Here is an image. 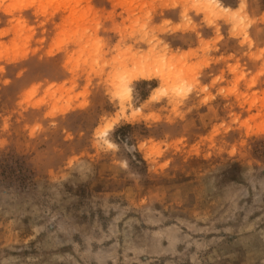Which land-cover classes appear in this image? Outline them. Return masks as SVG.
I'll list each match as a JSON object with an SVG mask.
<instances>
[{
    "label": "rangeland",
    "instance_id": "rangeland-1",
    "mask_svg": "<svg viewBox=\"0 0 264 264\" xmlns=\"http://www.w3.org/2000/svg\"><path fill=\"white\" fill-rule=\"evenodd\" d=\"M218 1L0 0V264H264V0Z\"/></svg>",
    "mask_w": 264,
    "mask_h": 264
},
{
    "label": "bare ground",
    "instance_id": "bare-ground-1",
    "mask_svg": "<svg viewBox=\"0 0 264 264\" xmlns=\"http://www.w3.org/2000/svg\"><path fill=\"white\" fill-rule=\"evenodd\" d=\"M212 4H214V7L217 8H221L222 9V5L220 4V2L218 0H209ZM210 10V7H206V10H204V12H208ZM225 10H228L227 8ZM140 71V70H139ZM153 77L151 72H148L147 70L145 71H140L138 73H136L134 80H151ZM154 78V77H153ZM129 91V87H125V89L123 90V92L127 93Z\"/></svg>",
    "mask_w": 264,
    "mask_h": 264
}]
</instances>
